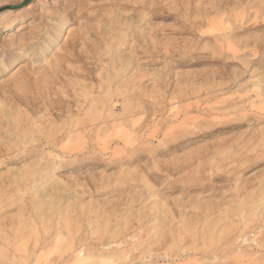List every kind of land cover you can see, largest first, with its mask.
Instances as JSON below:
<instances>
[{"label":"rangeland","instance_id":"rangeland-1","mask_svg":"<svg viewBox=\"0 0 264 264\" xmlns=\"http://www.w3.org/2000/svg\"><path fill=\"white\" fill-rule=\"evenodd\" d=\"M30 2L0 0V16L8 17L4 24H0V33L11 34L13 29L23 31L25 25H31L35 12L29 10ZM158 2L174 7H162L154 16L149 13L152 23L146 21L138 28L141 13L136 10L137 0H88L93 5V14L88 16V21L94 30L71 37L70 55L46 72L22 67L19 71L23 73L24 90L18 89L15 83L0 87V254L14 253L8 259L27 258L23 257L25 251L28 256L35 253L39 257L41 252L55 246L56 224L62 214L69 212V205L72 211L95 213L97 209H103L110 214H114L113 210L125 215L131 213L140 219V226L144 229H166L169 236L175 234L177 238L185 231L203 233L211 219L221 211L252 214L259 210L264 199V166L251 167L240 157H236L239 163L234 162V167L227 170L231 175H225L212 184H186L183 181L176 184L181 192L175 195L181 198L171 199L159 212L153 211L154 201L145 190L143 181L158 186L160 172L168 171L169 175L175 173L179 176L181 170L186 171L193 165L197 169H210L218 154L235 155L240 152L244 142L236 143L233 139L235 133L212 136L190 148L166 156L159 155V163L155 167L160 172L148 171L145 159L132 165L133 169H144L139 175L121 166L109 171L96 169L95 179L84 173L59 174L57 179L63 183L46 178L48 166L40 162L30 139L34 129L45 130L51 135L59 132L64 136L61 142L64 144L68 142L69 130L76 128L77 124L81 129L86 125L88 135L107 134L113 131V125L129 127L123 120L127 115L134 125V132L135 129L145 132L149 129L152 115L160 120V110L153 106L152 96L154 87L160 89L151 76L161 68L165 69L169 100L177 90L178 76L183 83L180 99L188 107L177 114L179 119H184L186 111L190 119L205 124V132L230 126L223 116L236 107V88L233 85L239 84L237 72L243 68V63L238 56L230 53L220 55L213 51L217 46L214 29L219 25L220 16L225 14L221 6L226 5L228 11H240L248 0ZM245 20L246 17L241 19L237 33L252 35L249 29L253 26L246 24ZM230 23H235V18ZM255 35L258 37V33ZM254 43L258 45V39ZM108 45L126 51L129 56L135 54L132 58L146 78H140L134 84L138 90L129 104L139 105L151 114L135 117L130 111L124 112L123 98L117 97L115 112L120 119L97 127L98 110H105L101 98V77L107 80L109 75L115 76L111 69H118L120 59L110 60L101 56L102 47ZM240 54H244L242 49ZM243 78L241 73L240 80ZM122 86L127 87V84L122 82ZM120 113H124L123 116ZM170 113L171 106L164 115L170 117ZM156 127L158 136L167 130L160 124ZM172 143L178 141L173 140ZM112 147L115 150L119 145L113 141ZM157 151L160 152L159 149ZM65 185L69 186L67 191ZM46 228L50 229L47 234ZM248 239L258 242V229L255 236L249 233ZM245 248L251 254L249 258H260L256 244ZM197 256L203 258L202 253H192L189 259L195 260ZM144 259L147 264L152 257Z\"/></svg>","mask_w":264,"mask_h":264},{"label":"snow or ice","instance_id":"snow-or-ice-1","mask_svg":"<svg viewBox=\"0 0 264 264\" xmlns=\"http://www.w3.org/2000/svg\"><path fill=\"white\" fill-rule=\"evenodd\" d=\"M30 9L34 10L35 15L31 17V25H25V30L16 31L13 29L10 33H0V79L6 81V85L10 86L15 83L17 88L24 90L25 81L23 73L19 71L22 67L28 66L33 70L39 69L41 72H46L49 68H54L56 64L62 62L65 57L71 54L69 42L71 37L77 33L94 30L88 21V16L93 14V5L85 0H31L29 3ZM214 7V5H209ZM162 7L173 8L172 4H161L158 0H143L142 3L137 4V11L142 13L137 27L139 28L146 21L151 24L149 13L154 16L158 9ZM225 14L220 16L219 25L214 29L217 33V46L213 49L216 54L230 53L233 56H238L243 63V68L237 72V80H240L241 73L251 72L254 77L259 80V87L252 88L246 96H250L251 92L258 93L259 103L249 99L248 104L241 106L242 110L237 113L240 119L250 120L255 123L257 120L264 124V23L259 24V28L254 29L252 37L258 39L262 46L257 48H249L240 54V47L235 46L229 40V32L231 24L225 22V18L229 15L227 6H221ZM262 14H264V5H261ZM238 15V13H236ZM75 16V19H73ZM250 17H246L245 22ZM8 17L0 16V24H4ZM67 25V26H66ZM57 33L60 38L57 39ZM255 33H258L255 35ZM68 37V39H66ZM123 48V44L121 45ZM135 54L133 53L132 56ZM101 56H106L110 60L119 57L118 69L113 67L111 71L116 73L115 76L109 75L107 80L101 77V96L104 102L105 112L108 113V119L115 121L117 113L112 110L117 97L123 98L122 107L124 112H127L132 106L129 101L134 99V94L138 90L134 84L140 78H146L136 60L129 56L126 51L113 49L111 45L104 46L101 49ZM165 75V69L161 68L156 73H153L151 79L158 82L162 76ZM115 81V83H113ZM131 81L132 83H128ZM122 82L127 84V87L122 86ZM242 82V81H241ZM177 90L171 94V99L167 98L166 107L171 106V113L173 119L180 121L179 124H173L163 132V137L159 144L153 143L157 135L156 124L149 126L145 131L147 140L142 139L136 135L132 127L117 128L113 125V131L102 135H88V129L85 125L81 129L77 124L76 128L72 129L68 136V142L60 145L61 154L52 150L44 151L45 140L35 141L33 149L39 156L40 162L44 163L45 157H48L50 163L48 165L47 179L55 180L56 183H63L57 179L60 174L59 170L65 166L68 153H73L76 160L81 158L87 162L99 158L118 159L121 166H126V170L137 172L144 171L143 168L133 169L132 165L138 161L147 160L148 171L160 172L157 157L160 153L157 151L168 140L175 138L179 131L193 127L192 123L187 121L192 120L188 117L185 111L184 119H179L177 114L186 109L188 105H184L180 99L183 95V83L180 77H177ZM153 102L158 103L162 94L157 88L152 92ZM243 99V97H241ZM124 113H120L123 116ZM103 116V114H101ZM39 119V117H38ZM97 127L104 126L103 120L96 123ZM39 127V125H38ZM75 137V139H73ZM51 139V136L49 137ZM116 142L119 147L113 151L112 142ZM260 155L264 156V148H261ZM228 166L221 161L213 160L211 168L204 167L203 169H195L191 176L179 177L174 173L169 175L168 171L160 172L158 177V186L154 187L151 183L143 181L145 190L153 203V211L159 212L161 207H166L171 199L179 200L181 197L176 196L175 193L181 192L180 188L175 187L176 184L184 182L186 184H212L215 180L223 179L225 175H231L227 170ZM95 168H90L85 174L96 178ZM123 174V172H122ZM65 185L66 191L68 190ZM198 190V189H195ZM207 190L205 189V192ZM20 195H23L21 193ZM201 197H197L200 199ZM69 212L62 214L61 220L58 222L56 232V244L47 251L41 252L39 257L35 253L28 256L27 252L23 253V257L8 259V264H58V261L63 258L67 252H75L79 260L77 264H91L90 259L85 257L82 249L74 247V241L77 236L72 233L73 221ZM257 217L260 223L256 225ZM240 224L237 230L233 233L232 228L228 225L217 226L214 230H207L203 233L197 231L195 234L185 231L177 238V235H168L167 230L153 229L147 240L141 237L134 238L137 242L152 244L154 241L159 246V250H153L149 247L145 255L141 258L142 264H145V257H152L147 264H203V258L197 256L195 260H190L189 256L192 253H211L213 256H220L223 253H236L239 256L236 264H261L264 262V199L260 202V208L256 213H242L240 214ZM256 225V226H254ZM67 227L68 233L65 234L64 228ZM97 226L90 223L88 225L89 231L95 235ZM257 229L260 234L259 241H250L248 234L255 236ZM190 237V239H186ZM256 244L260 249L258 252L261 262H258L255 256L246 252L245 246ZM180 250V254H176V249ZM3 255L0 254V260ZM208 264H217L216 260H209Z\"/></svg>","mask_w":264,"mask_h":264},{"label":"clouds","instance_id":"clouds-1","mask_svg":"<svg viewBox=\"0 0 264 264\" xmlns=\"http://www.w3.org/2000/svg\"><path fill=\"white\" fill-rule=\"evenodd\" d=\"M85 2H88V0H85ZM137 2L141 3L140 0H137ZM261 5H264V0H248L240 11H229V15L225 18L226 23H230V21L235 18V23H230L231 30L228 34L229 40L235 46L240 47L243 52L249 48L259 49L262 46L260 42H258V45L254 43L256 39L253 38L252 35L244 36L237 33L243 17H250V19H247V22H245L246 24L253 26L249 29L250 33L256 29L257 25L259 26L260 23H264V14H262ZM236 13H238V15H236ZM73 19H75V16H73ZM56 38H60L59 33H57ZM241 81H239L238 85H233V87L236 88V91L234 92V96L236 97L234 101L236 107L230 109V111L223 116V120L230 123L229 127L215 129L212 132H205V124L198 123L195 120H189L187 122L192 123L193 127L182 129L178 132L175 138L168 140L159 148L160 155L166 156L174 151L178 152L184 148H190L193 144H198L201 140L208 139L212 136L235 133V136L233 137L235 142H244L242 150L235 155L225 154L221 156L218 154L217 161L223 162L225 166L229 167V169L234 167V162L239 163V160H237L236 157L245 160L251 167L264 166V156H261L259 151L261 148H264V124H261L258 120L253 123L250 120L240 119L237 115V113L242 110L241 106L247 105L249 99L259 103L258 93L251 92L250 96L245 95V93H248L252 88L260 86L259 80L257 77H254L251 72H245L244 78ZM155 83L159 86V92L162 94L158 103L153 102V106L160 110V120H157L156 116L152 115L149 126L152 124H160L162 128L167 129L173 124H179L180 121L173 119L172 116L166 117L164 115V113L168 111V108L166 107L168 92L166 87V76H162L160 80ZM5 85L6 81L0 79V87ZM241 97H243V99H241ZM137 108H139V111L136 110ZM112 110L116 111L115 104L112 106ZM128 111H130L135 117L151 114L139 105L132 106ZM101 114H103V116H101ZM98 116L99 121L103 120L104 124L105 122L108 124L114 122L113 120L108 119V113L105 112V110H98ZM117 119H120V117H116L115 120ZM123 120L128 123L129 127L133 126L127 115L123 116ZM161 121H163L162 124ZM240 129H247V131H238ZM71 131L72 130H69L68 134H70ZM135 131L139 133L138 136L142 139H148L145 132H142L140 129H135ZM92 135L94 136L95 133ZM50 136L51 139H49ZM30 139L32 145L35 141H40L41 139L45 140L44 151L52 150L61 154L62 158H64V154L60 152V145L64 140V136L60 135L59 132L55 135H51L45 130L34 129ZM73 139H75V137H73ZM162 139H164L163 134L157 136L155 140L151 142L159 144ZM27 140L28 137L26 136L25 142H27ZM173 140L178 141V143H172ZM112 150L115 151L116 149L114 150L112 147ZM67 155L68 157H71V159H67L65 166L62 168L63 172L60 173L61 175L64 173L85 174L90 168L104 171L121 168L118 159L106 160L104 158H99L85 162L82 158L77 161L73 153H68ZM44 163L47 166L49 165L50 160L48 157H45ZM251 167L249 170H251ZM195 169H197V167L193 165L186 171L181 170L179 177L191 176ZM113 212L114 214H110L103 209H97L95 213H89L86 210L72 211L70 209V216L73 221L72 233L77 236V239L74 241V247L82 249L85 257L90 259L91 264H142L141 258L145 255L150 246L153 247V250H159V246L156 245L154 241L150 245L148 243L137 242L134 239L136 237H141L142 239L147 240L149 233L151 232L140 226V219L136 215L131 213L125 215L115 210H113ZM239 217L240 213L238 212L226 213L221 211L215 218L211 219V222L206 226L205 231L214 230L217 226L228 225L232 228L233 233H235L237 226L241 222ZM90 223L97 226L95 235H93L88 229ZM259 223L260 220L259 217H257L256 225ZM57 226L58 223L56 224V228ZM63 230L65 234L68 233L67 227ZM48 231H50V229L46 228L45 234H47ZM37 243L39 244V238H37ZM176 254H180L178 248L176 249ZM13 255L14 253L12 252L5 253L3 259L0 260V264H8L7 257ZM238 256V251L236 253H223L218 257L211 255V253H205L203 255V264H208L209 260H216L217 264H236ZM78 260L79 257L75 252H67L64 254L63 258L58 261V264H77ZM257 261L261 262V258ZM261 264H264V262H261Z\"/></svg>","mask_w":264,"mask_h":264},{"label":"bare ground","instance_id":"bare-ground-1","mask_svg":"<svg viewBox=\"0 0 264 264\" xmlns=\"http://www.w3.org/2000/svg\"><path fill=\"white\" fill-rule=\"evenodd\" d=\"M122 9V8H121ZM116 28H118V27H116ZM109 31V30H108ZM208 33H209V31H208ZM117 36V35H116ZM117 38V37H116ZM117 45H118V43H117ZM116 65V64H115ZM91 67V66H90ZM35 104V103H34ZM33 105V104H32ZM87 123V122H86ZM89 124V123H88ZM104 129V128H103ZM60 131V130H59Z\"/></svg>","mask_w":264,"mask_h":264}]
</instances>
